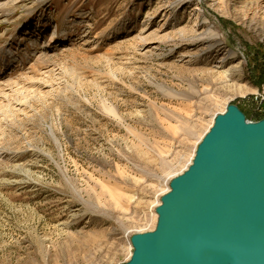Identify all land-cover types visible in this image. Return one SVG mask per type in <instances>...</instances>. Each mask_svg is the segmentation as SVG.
I'll return each mask as SVG.
<instances>
[{
	"label": "rangeland",
	"instance_id": "374dc122",
	"mask_svg": "<svg viewBox=\"0 0 264 264\" xmlns=\"http://www.w3.org/2000/svg\"><path fill=\"white\" fill-rule=\"evenodd\" d=\"M178 1L0 0V264L129 261L215 117L264 118V0Z\"/></svg>",
	"mask_w": 264,
	"mask_h": 264
},
{
	"label": "water",
	"instance_id": "95a60500",
	"mask_svg": "<svg viewBox=\"0 0 264 264\" xmlns=\"http://www.w3.org/2000/svg\"><path fill=\"white\" fill-rule=\"evenodd\" d=\"M156 212L123 264H264V118L218 114Z\"/></svg>",
	"mask_w": 264,
	"mask_h": 264
},
{
	"label": "bare ground",
	"instance_id": "6f19581e",
	"mask_svg": "<svg viewBox=\"0 0 264 264\" xmlns=\"http://www.w3.org/2000/svg\"><path fill=\"white\" fill-rule=\"evenodd\" d=\"M182 0H179L178 3L180 4ZM177 3V5H178ZM194 32H195V35H193L192 37L190 38H184L182 37V40L183 39H186L190 42H197V41H200V42H203L206 47L208 49H212L214 48L215 46L218 45L219 43V33H217L215 30H213L211 27H208L207 29H205L204 31L202 32H197L196 28L194 27ZM187 32V31H186ZM181 35H185V30H181L180 32ZM183 35V36H184ZM146 40H143L142 43H141V46H144L146 45ZM232 55H235V52L233 51H229L226 56H224L220 61H218V63H216L214 65V69L212 68L210 70V72L213 74H215L218 79L221 81L222 84H225L226 86H229V77L231 76L230 73H231V70H234L233 68L236 67L235 70H239V64H235L233 65V68L231 70L229 69H226L224 70L225 68V65H226V61L228 59L229 56H232ZM231 80V79H230ZM201 91H205V92H209V88H204V90H201ZM245 91V90H244ZM243 90H241V93L244 92ZM198 91L196 89L193 90L192 92V95L194 96L195 93H197ZM175 93V92H174ZM210 94V93H209ZM211 98V96H210ZM214 102V101H213ZM214 104V103H213ZM215 106V104H214ZM107 110L110 112V114H112L114 117H117V118H120L118 112L116 111L115 107L113 105H107L106 106ZM197 131V130H196ZM194 131V134L195 135H198V132ZM180 132V131H179ZM204 138V137H203ZM185 139V138H184ZM202 141V140H201ZM200 141V142H201ZM158 152V151H157ZM5 153L0 151V157H2ZM5 156V155H4ZM193 161V160H192ZM177 176V175H176ZM174 178V177H173ZM172 178V179H173Z\"/></svg>",
	"mask_w": 264,
	"mask_h": 264
}]
</instances>
